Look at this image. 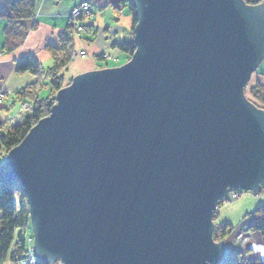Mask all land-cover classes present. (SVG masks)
<instances>
[{"label":"water","instance_id":"1","mask_svg":"<svg viewBox=\"0 0 264 264\" xmlns=\"http://www.w3.org/2000/svg\"><path fill=\"white\" fill-rule=\"evenodd\" d=\"M132 60L59 90L8 152L28 193L33 254L53 264H216L213 211L264 185V2L131 0Z\"/></svg>","mask_w":264,"mask_h":264},{"label":"trees","instance_id":"2","mask_svg":"<svg viewBox=\"0 0 264 264\" xmlns=\"http://www.w3.org/2000/svg\"><path fill=\"white\" fill-rule=\"evenodd\" d=\"M39 0H11L7 7L4 20L6 25L3 28L2 50L14 53L25 43L29 30L35 27L34 17L37 12L36 6ZM129 5V13L133 16V28L138 22L136 8L129 0H121ZM249 4H257L263 0H245ZM1 19V15H0ZM69 28V27H68ZM74 40H70L66 46L62 45L64 51L53 50L54 65L45 68L40 62L32 57H25L18 60L17 71L20 73L30 72L35 76V82L17 92V99L23 105H28L30 113L26 120L18 124L13 130L0 134V264L9 260L18 264H30L33 259L31 249L33 248L32 235L30 233L31 222L29 212V201L26 190L13 180H8L4 170L5 157L8 152L19 146L31 131L38 124L39 120L48 117L51 108L54 106L55 97L59 90L64 87V77L61 70L68 65V59L72 52ZM132 57L137 47L135 42L130 44L116 45ZM42 78L49 79L51 84L50 97L40 98L39 90ZM256 221L252 227L254 232L262 234L264 247V206L256 210ZM229 224H224L227 228ZM33 264H47L33 261ZM242 256L236 254L229 261V264H243Z\"/></svg>","mask_w":264,"mask_h":264},{"label":"crops","instance_id":"3","mask_svg":"<svg viewBox=\"0 0 264 264\" xmlns=\"http://www.w3.org/2000/svg\"><path fill=\"white\" fill-rule=\"evenodd\" d=\"M10 1L0 0V15L2 17L0 19V92L4 96L3 102L0 104V132L2 133H6L9 128H14L26 117L28 108L17 99L16 94L28 84L35 82L36 79L28 71L23 73L17 71L18 60L32 57L45 68L53 66L55 62L53 50L64 51L61 48L62 45L65 47L72 40L71 34L67 32L68 16L80 0H39L36 6V18L34 19L35 27L29 30L24 45L14 53L2 50L3 28L6 25L4 18ZM89 3L95 12L93 15L95 25H89L88 31L90 42L86 49L90 51V56L85 59L87 61L79 60L78 63L74 64L77 71L80 67V72L82 69H85L82 72H88L92 69L99 70L105 67V63L109 60H104L103 55L106 57L110 54H116V45L129 44L134 41L133 26L131 27L129 24L130 20L128 22L130 27L127 28L123 26L127 22L126 18H120V22L116 23L118 20L116 19L117 16H114L115 7L111 0H89ZM96 13L98 15L95 17ZM121 29L122 32L119 34ZM253 82H256V86L259 85V88L264 89V61L256 71ZM257 97L261 98L262 96ZM3 264L12 263L7 260Z\"/></svg>","mask_w":264,"mask_h":264},{"label":"rangeland","instance_id":"4","mask_svg":"<svg viewBox=\"0 0 264 264\" xmlns=\"http://www.w3.org/2000/svg\"><path fill=\"white\" fill-rule=\"evenodd\" d=\"M253 1H257V0H253ZM97 15L98 13H96L95 17ZM114 16H117L116 19L118 21H116V23L120 22L119 19L122 18L121 12L117 10V13H116L115 11ZM126 16H127L126 17L127 22H125L123 26L125 28L130 27L128 26V22L130 20L129 24L132 27L133 16L129 12H128V15ZM81 18L84 19L86 18V16L83 15L81 16ZM93 18L94 17H90V19L84 20L83 24L86 26L92 25V24L95 25ZM133 27H132V30H133V37H134L135 28ZM121 32H122V29L119 31V34ZM88 35H89V32L84 33L81 36L78 35V37L75 39V34H74V37H73L74 44H73L72 52L68 59L69 61L68 65L61 70V74L63 75L64 82H65L63 88H66L69 85H71V83H73L72 81L75 76L81 73H85V72H82L85 69H82L81 72L79 71L80 67L78 68V71H79L78 73L74 64L78 63L79 60L87 61L85 59L90 56V51L86 49V46L90 42V40L88 39ZM121 44H128V43H121ZM121 44H118V45H121ZM115 48H117V46ZM115 50H116V54H112V55L110 54V55H107L106 57H104V55L102 56L104 60H107V61L109 60V61L105 63V67L100 68V69H105V68L109 69L111 67H121V65H124L132 60V57H129V55L125 53L122 49L120 50V48H117ZM263 61L261 63H263ZM92 70H96V69H92ZM255 73L256 72L252 73L250 81L247 84L248 86L244 90V95L250 102L252 101L256 106H258L261 109H264V89L262 87L259 88L260 86L259 85L256 86L257 83L253 82V77ZM40 80H41V82H39L40 90L38 92L39 97L40 98H46L47 96L50 97L52 93H51V86H50L51 84L49 83V79L42 78ZM257 96H262V97L258 98ZM3 97H4L3 94L0 92V104L3 102ZM55 103H56V99H55ZM27 108H28V113H27L28 115L30 113V109L28 105H27ZM27 115L24 118V120H22L18 124L23 123L28 117ZM18 124L15 125L14 128L18 126ZM14 128H11V129L9 128L7 129V131L13 130ZM0 134H2V132H0ZM228 189H230L228 191L229 193H226L217 201V205L213 211V217H212V224L214 225V228L212 230L211 235H213L212 237H213L214 243L224 241L226 242V245H227L226 253L222 255L223 257L219 259V261L216 264H229L230 259L234 257L235 254L242 256L243 264H264V247L262 244V240H263L262 234L259 233L258 231L254 232L252 230V227L257 217L256 210L260 206H264V187L255 194L253 193V191L245 190V189L244 190L236 189V188H233V189L228 188ZM224 224H229V226L227 228H224ZM31 227H32V223H31ZM242 227H244L246 231L242 230L241 229ZM30 233L34 237V233L32 229H30ZM32 241H33V238H32ZM33 259L35 261H38L35 255ZM53 264H61V262L60 260L57 259Z\"/></svg>","mask_w":264,"mask_h":264},{"label":"bare ground","instance_id":"5","mask_svg":"<svg viewBox=\"0 0 264 264\" xmlns=\"http://www.w3.org/2000/svg\"><path fill=\"white\" fill-rule=\"evenodd\" d=\"M129 1L132 2L131 0H129ZM263 2H264V0L259 2V3H263ZM111 3H112V5H114L116 13L118 10L121 12L122 18L127 17L126 15H128V12H129V8H128L129 5H127V3H122L121 0H111ZM132 4H133V2H132ZM94 13H95L94 9H93V7H91L89 0H80L79 2L76 3V6H74V9L71 11V13L68 16V18H69L68 27L69 28H67L68 29L67 32H68V34H71V39L74 40V38H73L74 34H75V39H76L78 37V35L81 36L84 33H88L89 25L88 26L84 25L83 21L90 19V17H93ZM36 14H37V12H36ZM36 14H35L34 19L36 18ZM83 15L86 16V18L82 19L81 16H83ZM263 187H264V185H261L260 189L258 191H260ZM229 190L230 189L227 190V193H229L228 192ZM26 193H27V191H26ZM27 195H28V193H27ZM31 229H32V227H31ZM241 229L245 230L244 227H242ZM32 238H33V236H32ZM32 247L34 248V244ZM33 248L31 249V254L34 257L35 254H33ZM30 262H33L31 258H30ZM12 264H18V263L13 262Z\"/></svg>","mask_w":264,"mask_h":264}]
</instances>
